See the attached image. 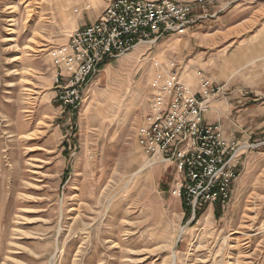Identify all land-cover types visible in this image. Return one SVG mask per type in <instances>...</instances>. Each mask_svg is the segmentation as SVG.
<instances>
[{
	"label": "rangeland",
	"instance_id": "obj_1",
	"mask_svg": "<svg viewBox=\"0 0 264 264\" xmlns=\"http://www.w3.org/2000/svg\"><path fill=\"white\" fill-rule=\"evenodd\" d=\"M109 1L0 0V264H264V0H179L200 8L203 32L221 31L213 56L232 80H212L225 88L209 103L246 145L228 203L195 214L173 194L175 165L138 140L154 63L181 62L189 41L138 45L100 68L78 107L59 98L58 52Z\"/></svg>",
	"mask_w": 264,
	"mask_h": 264
},
{
	"label": "built area",
	"instance_id": "obj_2",
	"mask_svg": "<svg viewBox=\"0 0 264 264\" xmlns=\"http://www.w3.org/2000/svg\"><path fill=\"white\" fill-rule=\"evenodd\" d=\"M203 0H200L202 2ZM194 4L179 0H110L92 24L70 35L58 52L57 82L64 105L78 107L91 79L109 59L168 35L185 34ZM149 118L138 129L139 144L153 163H174L180 180L173 189L194 214L205 205H225L245 143L226 138L220 123L205 122L209 99L225 88L198 72L202 97L183 80L175 61L154 63Z\"/></svg>",
	"mask_w": 264,
	"mask_h": 264
},
{
	"label": "crops",
	"instance_id": "obj_3",
	"mask_svg": "<svg viewBox=\"0 0 264 264\" xmlns=\"http://www.w3.org/2000/svg\"><path fill=\"white\" fill-rule=\"evenodd\" d=\"M200 8L195 7L193 9V15L192 19L193 22L188 27L185 34L182 35H171V36H178L185 41H189L191 44V49L189 52V55L182 58V61L178 63L181 66L182 70V78L184 81H186L195 92H199L200 90V77L198 75V72H202L203 75L210 78L214 82H217L218 84H223L225 82L226 85H228V82L232 80V77L229 76V73L227 71L230 70L228 68L229 61H226V63H221L220 60H223V56L217 54V56L214 55L213 47L216 42H219L221 39V31H211V32H203L204 30H201L200 27L197 25L201 22L207 21L203 20L204 15L200 14ZM103 10L98 9L94 15V17H91L90 19L84 18V21L82 22V26L86 27L90 24H92L94 21L98 19V17L101 15ZM199 12V13H198ZM83 27V28H84ZM224 34L228 35L227 31H224ZM193 46V47H192ZM235 66V65H234ZM236 67V66H235ZM220 110V111H219ZM246 109H239L240 112H245ZM219 112V114H217ZM238 115L242 116L245 113H240ZM228 110L219 104H213L209 103V109L205 113V122L208 124L219 122L221 123L225 136L227 139L231 141H236L235 136L228 134V125L227 122L224 121L223 123L221 120H224L225 116L228 117ZM230 122V121H229ZM241 126H243L242 123H240ZM242 128V127H241ZM243 131L242 129H239ZM247 135V134H246ZM245 135V136H246ZM248 139H250V135H248ZM245 138V137H242ZM240 142V141H239Z\"/></svg>",
	"mask_w": 264,
	"mask_h": 264
},
{
	"label": "bare ground",
	"instance_id": "obj_4",
	"mask_svg": "<svg viewBox=\"0 0 264 264\" xmlns=\"http://www.w3.org/2000/svg\"><path fill=\"white\" fill-rule=\"evenodd\" d=\"M39 23H40V22H39ZM40 25H43V24H40ZM44 26H46V25H43V27H44ZM28 30H29V29H28ZM37 31H38V30H37ZM35 35H36V34H35ZM30 45H31V44H30ZM26 47H28V46H26ZM138 47H139V46H138ZM29 49H30V48H29ZM27 51H29V50H27ZM17 58H18V57H17ZM15 59H16V58H15ZM142 171H143V170H139L137 173H139V172L141 173ZM137 173H135V174L137 175ZM78 260H79V259H78ZM74 261H75V260H74ZM75 262H76V261H75ZM79 263H80V262H79Z\"/></svg>",
	"mask_w": 264,
	"mask_h": 264
},
{
	"label": "trees",
	"instance_id": "obj_5",
	"mask_svg": "<svg viewBox=\"0 0 264 264\" xmlns=\"http://www.w3.org/2000/svg\"><path fill=\"white\" fill-rule=\"evenodd\" d=\"M171 164H174V163H171ZM175 165V164H174ZM176 167V166H175ZM189 211H191L189 208H188Z\"/></svg>",
	"mask_w": 264,
	"mask_h": 264
}]
</instances>
